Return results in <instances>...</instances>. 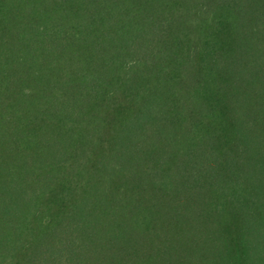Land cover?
I'll return each mask as SVG.
<instances>
[{
	"label": "trees",
	"instance_id": "1",
	"mask_svg": "<svg viewBox=\"0 0 264 264\" xmlns=\"http://www.w3.org/2000/svg\"><path fill=\"white\" fill-rule=\"evenodd\" d=\"M0 264H264V0H0Z\"/></svg>",
	"mask_w": 264,
	"mask_h": 264
}]
</instances>
